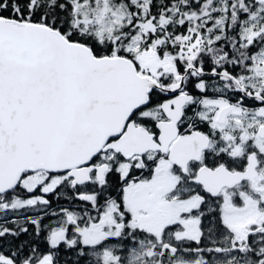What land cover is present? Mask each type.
<instances>
[{
	"label": "snow or ice",
	"instance_id": "obj_1",
	"mask_svg": "<svg viewBox=\"0 0 264 264\" xmlns=\"http://www.w3.org/2000/svg\"><path fill=\"white\" fill-rule=\"evenodd\" d=\"M0 264H264V0H0Z\"/></svg>",
	"mask_w": 264,
	"mask_h": 264
}]
</instances>
